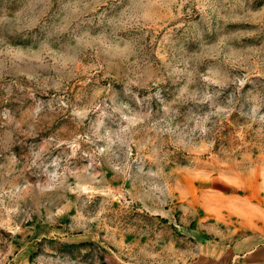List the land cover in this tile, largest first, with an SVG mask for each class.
Here are the masks:
<instances>
[{
	"label": "rangeland",
	"instance_id": "rangeland-1",
	"mask_svg": "<svg viewBox=\"0 0 264 264\" xmlns=\"http://www.w3.org/2000/svg\"><path fill=\"white\" fill-rule=\"evenodd\" d=\"M0 264H264V0H0Z\"/></svg>",
	"mask_w": 264,
	"mask_h": 264
}]
</instances>
